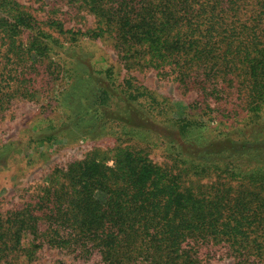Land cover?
<instances>
[{
    "label": "trees",
    "instance_id": "obj_1",
    "mask_svg": "<svg viewBox=\"0 0 264 264\" xmlns=\"http://www.w3.org/2000/svg\"><path fill=\"white\" fill-rule=\"evenodd\" d=\"M67 2L97 25L74 31L51 20L61 41L19 0H0V113L16 97L41 95L18 67L46 65L48 84L67 79L54 97L66 120L39 125L35 141L73 132L112 135L115 144L52 168L28 201L0 212V264H34L46 249L57 264H264V1L244 22L237 0ZM84 36L112 38L128 67L165 74L170 66L182 87L198 92L189 106L202 110L175 117L169 98L131 77L117 84L115 71L97 67L77 43ZM241 88L245 103L236 105ZM215 110L218 132L203 117ZM156 137H169L172 165L124 142L155 145Z\"/></svg>",
    "mask_w": 264,
    "mask_h": 264
},
{
    "label": "rangeland",
    "instance_id": "obj_2",
    "mask_svg": "<svg viewBox=\"0 0 264 264\" xmlns=\"http://www.w3.org/2000/svg\"><path fill=\"white\" fill-rule=\"evenodd\" d=\"M19 1L42 22L46 30L55 37H59L61 41H64L65 37L54 31L53 26L49 27L48 23L51 20H60L64 23L65 28L74 31H87L94 29L97 25L93 14L84 9H79L75 4H69L67 0ZM262 1L264 0H237V7L240 9L237 17L244 22L248 18L257 15L261 10ZM67 37H70V35ZM80 39L77 43L82 44L83 47H89L88 51H91L94 55L93 59L94 62L96 61L97 67H111L115 71L118 76L116 79L117 84H124L126 79L131 77L135 84L149 88L161 99L164 97L169 98L174 107L171 115L175 117L185 114L192 115L196 111L200 113L202 110L198 107L200 105L197 104L194 107L189 106L190 103L200 99L198 92L194 89L182 87L180 81L175 79V74L172 75L170 66L166 67L165 74L149 66H146V68L137 65L128 67L125 61L118 56L112 38L106 36L89 40L88 37L84 36ZM50 63L51 66L48 69L52 71L55 65L52 62ZM23 70L27 74L31 73V76L28 77H33V83L27 82L29 87L35 85L41 95L35 99L16 97L9 110L0 113V212L9 208L20 207L28 201L48 180L52 168L58 165H66L73 158H83L96 145L105 148L115 144L112 135L90 140L84 137L76 138L73 136V132L60 135L58 139L50 142L42 144L36 142L35 139L41 126H47L51 120L54 121L52 122L54 124H62L66 120L65 111L67 109L58 106L54 97L58 95L59 91L65 89L68 84L66 78L48 84V78L45 74L50 75L46 65L37 66L36 69L29 66L18 67L19 72ZM37 75H39L38 80L35 81ZM42 77L44 79H41ZM241 89V92L235 90L236 93L238 92L234 98L236 105L245 103L244 88ZM234 103L233 101L232 104ZM240 105L244 106L243 104ZM242 106L239 107V110L244 114L246 109ZM68 110L70 109L68 108ZM207 116L208 114L204 115V119L218 132L223 125L221 113L215 110L212 118L207 119ZM39 125L41 126L39 127ZM111 126L115 128L113 131L120 128L117 123L111 124ZM111 126L108 125L106 129L112 131ZM206 134L213 135V132L212 134L206 132ZM168 138H153L155 145H150L139 139H128L124 142L126 144L143 145L156 162L163 165H172L170 157L172 148ZM112 162V160L109 161L110 164ZM56 257H58L57 253L46 249L43 251L40 260L34 264H57ZM212 264L262 263H240L235 259L227 258L216 259Z\"/></svg>",
    "mask_w": 264,
    "mask_h": 264
}]
</instances>
